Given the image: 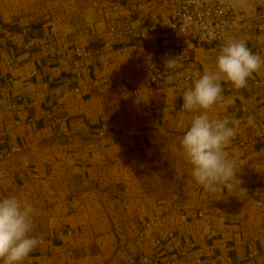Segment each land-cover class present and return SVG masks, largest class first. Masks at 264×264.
Here are the masks:
<instances>
[{
    "label": "crops",
    "instance_id": "0c3cea01",
    "mask_svg": "<svg viewBox=\"0 0 264 264\" xmlns=\"http://www.w3.org/2000/svg\"><path fill=\"white\" fill-rule=\"evenodd\" d=\"M176 1L0 0V197L32 204L40 241L23 264H264V67L222 81L209 112L237 122L226 151L247 197L205 191L180 146L183 92L221 47L264 59V0L233 5L251 28L173 48Z\"/></svg>",
    "mask_w": 264,
    "mask_h": 264
},
{
    "label": "clouds",
    "instance_id": "9594fccd",
    "mask_svg": "<svg viewBox=\"0 0 264 264\" xmlns=\"http://www.w3.org/2000/svg\"><path fill=\"white\" fill-rule=\"evenodd\" d=\"M165 68L176 66L175 58L165 60ZM264 67V59L254 54L244 41L225 43L216 58L214 69L195 79L183 92L182 111L192 113L184 127L180 146L191 176L208 192H229L238 198L247 197L240 187L237 163L226 151L236 134L237 122L225 117L213 118L209 112L222 98L221 82L226 81L236 89L244 88L248 78ZM248 123L254 124L249 117ZM243 162L239 168L243 166ZM240 194H243L241 196ZM35 208L17 195L0 197V261L2 264H23L25 258L40 243L32 235Z\"/></svg>",
    "mask_w": 264,
    "mask_h": 264
},
{
    "label": "built area",
    "instance_id": "2783aa9c",
    "mask_svg": "<svg viewBox=\"0 0 264 264\" xmlns=\"http://www.w3.org/2000/svg\"><path fill=\"white\" fill-rule=\"evenodd\" d=\"M236 0H177L173 5V13L168 25V40L173 48H180L187 43L196 46H208L219 44L230 33L241 32L251 28L257 17L251 11H245L241 19L233 17V5ZM143 36L144 31H140ZM30 46V40L24 44L27 49ZM48 50H51L49 46ZM47 50V51H48ZM78 56L81 53L79 48L74 49ZM58 55H64L65 50H57ZM37 74L36 70L28 72L27 77L32 78ZM82 71L76 70V77L81 76ZM161 77L157 73L152 77L156 80ZM188 77V76H187ZM16 151L12 147L11 152ZM206 240L211 242V236L207 235ZM215 248L213 244L211 246ZM184 253V250L181 252ZM230 260L229 257L226 258ZM196 264H217L218 258H200L195 257Z\"/></svg>",
    "mask_w": 264,
    "mask_h": 264
}]
</instances>
